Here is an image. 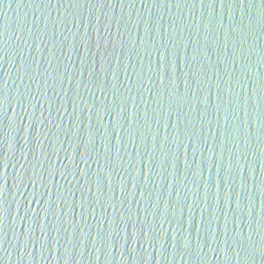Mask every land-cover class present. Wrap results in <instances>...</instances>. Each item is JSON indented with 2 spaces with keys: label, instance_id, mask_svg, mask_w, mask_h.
<instances>
[{
  "label": "water",
  "instance_id": "water-1",
  "mask_svg": "<svg viewBox=\"0 0 264 264\" xmlns=\"http://www.w3.org/2000/svg\"><path fill=\"white\" fill-rule=\"evenodd\" d=\"M0 264H264V0H0Z\"/></svg>",
  "mask_w": 264,
  "mask_h": 264
},
{
  "label": "snow or ice",
  "instance_id": "snow-or-ice-1",
  "mask_svg": "<svg viewBox=\"0 0 264 264\" xmlns=\"http://www.w3.org/2000/svg\"><path fill=\"white\" fill-rule=\"evenodd\" d=\"M161 79H163V77H161Z\"/></svg>",
  "mask_w": 264,
  "mask_h": 264
}]
</instances>
